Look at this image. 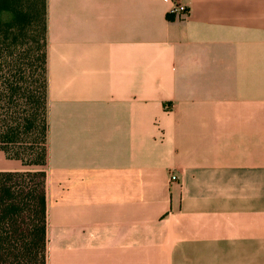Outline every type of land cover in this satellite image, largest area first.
<instances>
[{"label": "crops", "instance_id": "1", "mask_svg": "<svg viewBox=\"0 0 264 264\" xmlns=\"http://www.w3.org/2000/svg\"><path fill=\"white\" fill-rule=\"evenodd\" d=\"M179 2L47 0V264H264V0Z\"/></svg>", "mask_w": 264, "mask_h": 264}, {"label": "trees", "instance_id": "2", "mask_svg": "<svg viewBox=\"0 0 264 264\" xmlns=\"http://www.w3.org/2000/svg\"><path fill=\"white\" fill-rule=\"evenodd\" d=\"M47 63V0H0V151L36 169L0 172V264H47Z\"/></svg>", "mask_w": 264, "mask_h": 264}, {"label": "built area", "instance_id": "3", "mask_svg": "<svg viewBox=\"0 0 264 264\" xmlns=\"http://www.w3.org/2000/svg\"><path fill=\"white\" fill-rule=\"evenodd\" d=\"M172 3H173V8H172L171 14L182 16V17L187 16L188 14L187 9L184 5H182L179 2V0H172ZM172 180H176V177L173 176Z\"/></svg>", "mask_w": 264, "mask_h": 264}, {"label": "rangeland", "instance_id": "4", "mask_svg": "<svg viewBox=\"0 0 264 264\" xmlns=\"http://www.w3.org/2000/svg\"><path fill=\"white\" fill-rule=\"evenodd\" d=\"M35 169V168H34Z\"/></svg>", "mask_w": 264, "mask_h": 264}]
</instances>
